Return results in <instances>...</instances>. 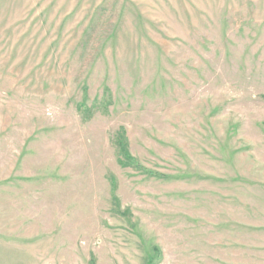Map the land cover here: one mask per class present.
Segmentation results:
<instances>
[{
    "label": "rangeland",
    "instance_id": "rangeland-1",
    "mask_svg": "<svg viewBox=\"0 0 264 264\" xmlns=\"http://www.w3.org/2000/svg\"><path fill=\"white\" fill-rule=\"evenodd\" d=\"M0 264H264V0H0Z\"/></svg>",
    "mask_w": 264,
    "mask_h": 264
}]
</instances>
